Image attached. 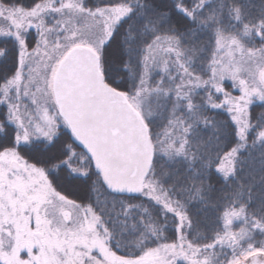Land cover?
Returning <instances> with one entry per match:
<instances>
[{"label":"trees","instance_id":"16d2710c","mask_svg":"<svg viewBox=\"0 0 264 264\" xmlns=\"http://www.w3.org/2000/svg\"><path fill=\"white\" fill-rule=\"evenodd\" d=\"M37 1L0 0L4 4L24 6ZM82 2L86 7L117 4L130 7L99 52L106 81L126 95L140 86L147 59L154 52L161 54L168 48L179 51L191 71L202 77L213 76L215 81L222 80L225 88L235 93L234 79L242 73L237 74L234 65L248 66L253 58L239 57L231 39L242 42L248 49L264 44V0ZM43 18L48 26L59 23L58 14L48 12ZM33 32L25 33L28 48L36 44L37 36ZM19 51L15 39L0 37V149L16 145V128L7 120L1 89L19 67ZM173 56L165 52L162 57H166L168 66L151 67L153 77L149 86L156 89L147 95L155 109L153 116L147 115L145 109L140 112L155 148L157 144L160 147L158 141L164 127L176 119H184L186 144L179 153L156 151L146 178L155 179L184 206L189 225L183 232L194 245L215 241L222 230V215L228 208L241 210L233 225L245 242L253 247L264 245V139L257 140L259 131L264 130V103L250 106L247 143L238 154L233 174L224 176L217 165L238 141L235 124L226 110L211 106L217 97L209 88L189 90L186 99L191 100L190 105L177 96L179 76L171 62ZM29 69L25 65L22 70L24 82L30 76ZM27 107L26 125L32 140L17 145V149L34 163L45 167L57 165L49 171L54 187L92 206L108 234L113 252L137 257L158 241L178 238V218L173 212L145 195L143 188L134 195L112 191L69 126L59 121L54 131L48 130L41 114L34 112L31 104ZM240 264H264V259H244Z\"/></svg>","mask_w":264,"mask_h":264},{"label":"rangeland","instance_id":"374dc122","mask_svg":"<svg viewBox=\"0 0 264 264\" xmlns=\"http://www.w3.org/2000/svg\"><path fill=\"white\" fill-rule=\"evenodd\" d=\"M129 11L128 4L86 7L82 0H39L31 6L0 2V37L15 39L20 49L19 67L1 89L7 120L16 128V145L0 149V264H240L244 259H264V245L247 244L242 233L234 229L233 222L241 211L237 208H228L223 213L222 230L212 244L194 245L183 232L189 225L184 206L153 178L145 179L142 190L177 216L179 236L171 241H158L137 257L118 255L110 249L108 234L92 206L54 187L49 171L57 165H39L17 149V145L32 140L25 117L29 113L28 104L41 114L48 130L54 131L59 121L68 127L53 91V76L60 60L78 44L89 45L99 53ZM48 12L58 14L57 25H47L43 15ZM29 30H34L37 36L33 48H28L25 39ZM231 43L239 57L253 58L248 66L234 65V71L242 73L234 79L235 93L229 92L222 80L215 81L213 76L202 77L191 71L179 51L165 49L170 56L174 54L171 62L179 76L177 96L190 105L191 100L186 99L189 90L209 88L217 97L211 106L226 110L235 124L238 141L217 165L224 176L233 174L238 154L247 143L250 106L264 103L261 99L264 44L248 49L236 39H231ZM165 52H154L147 59L140 86L131 95L127 94L130 102L141 111L145 109L149 116H153L155 107L147 93L156 89L149 86L153 77L151 67L168 66L166 57H162ZM25 65L30 67L26 82L22 74ZM169 123L160 135V147L157 144L156 151L179 153L186 144L184 119ZM262 133L264 130L259 131L257 140L264 139ZM13 161L21 167L13 168Z\"/></svg>","mask_w":264,"mask_h":264},{"label":"water","instance_id":"95a60500","mask_svg":"<svg viewBox=\"0 0 264 264\" xmlns=\"http://www.w3.org/2000/svg\"><path fill=\"white\" fill-rule=\"evenodd\" d=\"M261 78L264 82V69ZM53 91L60 114L106 185L134 195L150 171L155 146L141 112L106 81L100 54L89 45L71 47L55 70ZM12 167L21 164L13 161Z\"/></svg>","mask_w":264,"mask_h":264},{"label":"snow or ice","instance_id":"6c2138e0","mask_svg":"<svg viewBox=\"0 0 264 264\" xmlns=\"http://www.w3.org/2000/svg\"><path fill=\"white\" fill-rule=\"evenodd\" d=\"M151 47V46H150ZM156 47L158 48L159 47V45H156ZM153 50H155V49H153ZM261 99H264V96H261ZM262 135H264V133H262ZM224 167V165H221V168H223ZM228 171H231V168L230 167H228V169H227ZM235 264H238V262H235Z\"/></svg>","mask_w":264,"mask_h":264}]
</instances>
